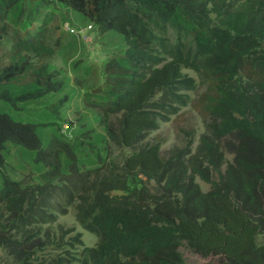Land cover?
Masks as SVG:
<instances>
[{
    "label": "trees",
    "instance_id": "obj_1",
    "mask_svg": "<svg viewBox=\"0 0 264 264\" xmlns=\"http://www.w3.org/2000/svg\"><path fill=\"white\" fill-rule=\"evenodd\" d=\"M51 5L81 13L99 33L115 31L126 43L123 58L104 64L98 123L105 145L134 148L186 107V93L197 85L182 69L205 79V133L194 153L191 140L167 159L159 144L145 145L100 175L107 149L105 158L88 162L93 167L80 168L75 148L60 138L41 148L37 128L48 125L0 114V163L11 144L36 151L35 161L47 168L42 184L23 186L1 174L0 206L8 218L0 224V248L19 264H70L66 257L36 259L30 240L37 232L21 240L7 232L54 224L76 206L77 223L97 238L72 259L78 264H184L182 242L196 255L216 257L212 264H264V0H0V41L4 20L27 33ZM44 26L18 39L0 70V87L33 77L15 100L63 89L46 63L35 67L26 55L53 54ZM10 91L0 99L12 102ZM113 115L119 116L111 122ZM150 182L153 193L144 185ZM74 231L60 228L61 238ZM80 237L69 246L82 245Z\"/></svg>",
    "mask_w": 264,
    "mask_h": 264
},
{
    "label": "rangeland",
    "instance_id": "obj_2",
    "mask_svg": "<svg viewBox=\"0 0 264 264\" xmlns=\"http://www.w3.org/2000/svg\"><path fill=\"white\" fill-rule=\"evenodd\" d=\"M31 6V4H28ZM211 19L214 16L211 15ZM7 31L2 35L0 41V70L10 63V54L13 45L18 39H25L31 35L35 28L45 24L46 43L53 49L51 56L35 57L32 53H26L33 65L39 66L46 63L49 66V73L55 74L54 80L63 83V89L58 92H50L32 100H15V96L25 90L23 87L33 80L31 75L11 85H2L0 95L5 91H11L12 102L0 99V114H6L12 120L22 124L48 125L39 126L37 135L41 148H46L53 138H60L75 148L77 165L80 168L89 166L88 162L95 163L98 159L106 156V168L100 171L105 174L109 165L120 167L124 160L142 146L159 144L160 157L167 159L173 149L183 148L188 140L192 141L191 151L199 143L200 137L205 133L206 112L201 104V96L206 91L205 79L189 69H182V73L192 77L196 81V90L186 93L190 97L189 104L182 108L179 113L170 118L169 122L160 123L159 128L148 134L147 138L134 148L117 147L110 141L103 142L102 126L98 123L101 118V103L106 96L107 76L104 71V64L114 57L123 58L126 43L123 36L115 31L104 34L92 26L90 30L91 41L88 43L78 42L77 38L64 30L67 25L79 29L92 25L81 13L69 9L64 5H51L48 9H40L38 19L34 23V30L22 31L20 26H15L9 19L4 20ZM17 31L18 36L15 35ZM60 41L55 45V40ZM25 53V52H22ZM243 81H245V77ZM14 89V90H13ZM110 100V98H108ZM119 115L109 118L114 122ZM67 125V133L70 130V137L61 133ZM36 151L27 150L22 147L6 145L2 154L3 161L0 163V187L1 174H6L11 180L20 182L23 186L44 183L41 173L47 170L41 163L35 161ZM226 162H231L232 155L225 153ZM83 164V165H82ZM99 165V164H98ZM225 165L222 167L224 170ZM215 181L217 177L212 176ZM202 192L209 190V185L199 178L195 179ZM56 182V181H54ZM144 185L154 192L155 186L152 182ZM119 193H113L118 195ZM8 215L3 206H0V224L7 223ZM7 228V226H6ZM60 228L63 230L74 228V232L61 238ZM36 233L30 240L36 252L34 257L38 260L48 261L56 257H66L70 264H78L72 259H79L83 247H94L97 238L83 230L76 221V206L68 209L65 216H58L57 221L50 225H36L28 229L8 231L7 235L14 239L21 240L24 235ZM80 233L82 245L70 247L71 237ZM258 237V240H261ZM184 264H212L216 257H201L192 253L182 242L177 249ZM0 264H19L4 249L0 248Z\"/></svg>",
    "mask_w": 264,
    "mask_h": 264
},
{
    "label": "built area",
    "instance_id": "obj_3",
    "mask_svg": "<svg viewBox=\"0 0 264 264\" xmlns=\"http://www.w3.org/2000/svg\"><path fill=\"white\" fill-rule=\"evenodd\" d=\"M64 30L66 32H68L69 34L75 36L78 40V42H84V43H88L91 41V37L89 36L90 34V30H92V26L88 25L85 28H79V29H75L72 28L71 26L67 25L66 28H64ZM68 129L67 125L64 126V129H62V134L70 137V130L67 131V133H65V130Z\"/></svg>",
    "mask_w": 264,
    "mask_h": 264
}]
</instances>
